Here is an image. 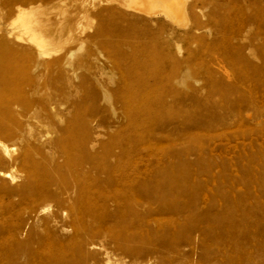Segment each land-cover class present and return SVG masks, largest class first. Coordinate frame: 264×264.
<instances>
[{"label":"rangeland","instance_id":"obj_1","mask_svg":"<svg viewBox=\"0 0 264 264\" xmlns=\"http://www.w3.org/2000/svg\"><path fill=\"white\" fill-rule=\"evenodd\" d=\"M183 1L179 23L162 0H0L33 111L0 117V264H264V0ZM115 154L135 196L75 245L67 185H110Z\"/></svg>","mask_w":264,"mask_h":264},{"label":"bare ground","instance_id":"obj_2","mask_svg":"<svg viewBox=\"0 0 264 264\" xmlns=\"http://www.w3.org/2000/svg\"><path fill=\"white\" fill-rule=\"evenodd\" d=\"M165 4V8H159V6L154 5L153 0H132L133 6L141 11L149 13L151 8L154 7L156 10H162L168 18L178 21L179 23H183L185 20V10L183 6V0H162ZM30 12L20 8L17 11V19L21 21L23 26L31 31V35L33 39L37 42V44L42 48V51L46 53L44 50L47 46L44 39L35 33L34 30L30 27L29 21ZM14 54L1 52L0 53V69L2 68L4 74L0 72V83L4 80L5 85L2 84L0 86V90H5L8 92V97L5 103V106H0V117L3 114L8 113H19L22 116H31L33 114L32 108L29 105V100L23 95L18 97L14 91H16L20 86L14 81V72L15 68L10 66L12 65L11 61L15 59ZM22 91V90H21ZM131 99V98H127ZM127 102V101H124ZM128 103V102H127ZM5 132L9 134L16 135V130L9 129ZM1 135V132H0ZM11 146H7L3 148V151H11ZM115 148V147H112ZM115 150V149H114ZM26 155V152L23 154ZM114 164L109 167L108 173L113 176V182L108 184L100 185L95 181L89 180L88 177L85 176L84 169L81 168L83 175L77 176L76 178L70 179V185L68 184V191L73 195V202L70 204L68 209V225L71 231L70 238L75 245L79 242L81 235L83 232L87 231V219L93 218L97 220L98 227L102 224V217L100 211H103L108 206L109 202H115L118 198H124L126 200L133 199L135 194L133 188L131 186H125V182L130 179V183L134 181V177L132 178L129 174L126 175V170L124 169L119 155H114ZM22 163V166H25ZM35 172L30 171L26 175V179L28 180L27 185L30 183L29 179L35 177ZM37 176V174H36ZM0 177L4 181L12 180L14 178L11 171H0ZM67 184L68 182H64ZM69 203V202H68ZM150 204V203H149ZM116 207L117 204H116ZM62 246L56 247V252L51 255L54 259H59L64 263L71 262L70 260L74 259V254L72 251L71 257H68L62 249ZM27 259V258H26ZM105 264H109V262H105ZM116 264H125L124 261L116 262Z\"/></svg>","mask_w":264,"mask_h":264}]
</instances>
